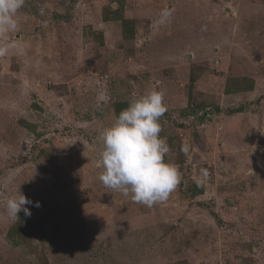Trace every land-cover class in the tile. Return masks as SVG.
<instances>
[{
  "label": "rangeland",
  "instance_id": "374dc122",
  "mask_svg": "<svg viewBox=\"0 0 264 264\" xmlns=\"http://www.w3.org/2000/svg\"><path fill=\"white\" fill-rule=\"evenodd\" d=\"M16 20L0 264H264V0H25ZM154 88L181 180L149 207L100 182L98 137ZM18 189L40 207L12 221Z\"/></svg>",
  "mask_w": 264,
  "mask_h": 264
},
{
  "label": "clouds",
  "instance_id": "9594fccd",
  "mask_svg": "<svg viewBox=\"0 0 264 264\" xmlns=\"http://www.w3.org/2000/svg\"><path fill=\"white\" fill-rule=\"evenodd\" d=\"M25 0H0V36L15 31L17 15ZM165 22L170 13H161ZM16 45L0 42V57L6 56ZM165 94L162 89H152L140 96H134L127 108L123 109L115 121L102 130L98 140L102 151L98 165L102 168L100 182L109 189L131 194L134 203L151 207L166 201L181 180L178 167L166 161L169 145L162 131L160 118L167 111ZM108 94L101 90L97 97L98 105L108 102ZM14 174L10 173L8 182ZM7 216L16 221L22 211L25 217L31 216L28 205L40 207L17 190L14 195L5 197Z\"/></svg>",
  "mask_w": 264,
  "mask_h": 264
},
{
  "label": "trees",
  "instance_id": "16d2710c",
  "mask_svg": "<svg viewBox=\"0 0 264 264\" xmlns=\"http://www.w3.org/2000/svg\"><path fill=\"white\" fill-rule=\"evenodd\" d=\"M124 24H126V22L123 23V25H124ZM123 109H125L124 106H120V105L116 106V112H115V113H116V118L118 117L119 113H120Z\"/></svg>",
  "mask_w": 264,
  "mask_h": 264
}]
</instances>
